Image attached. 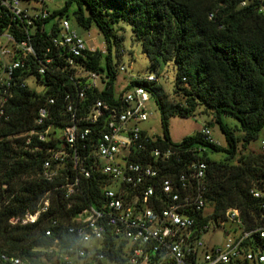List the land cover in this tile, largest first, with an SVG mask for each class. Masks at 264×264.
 Here are the masks:
<instances>
[{
  "label": "trees",
  "instance_id": "16d2710c",
  "mask_svg": "<svg viewBox=\"0 0 264 264\" xmlns=\"http://www.w3.org/2000/svg\"><path fill=\"white\" fill-rule=\"evenodd\" d=\"M242 1L65 0L59 9L47 7L48 17L29 34L0 6V34L7 32L16 41L29 39L35 48V55L29 56L20 70L22 79L31 75L41 84L40 89L29 86L11 89V97L5 104L9 121L0 124V264H8L1 260L2 254L18 256L33 264H56L44 250L72 244L67 227L72 225L73 217L87 205L98 202L100 190L94 178L83 181L89 189L71 199L54 191V184L43 178L47 150L54 144L28 135L47 128L48 124H36L42 108L49 110V123L61 128L71 120L68 104L74 106L78 118L98 100L116 103L114 65H118L120 57L116 55L114 62L111 48H122L118 33L123 24L130 27L134 40L140 43L152 71L163 63H171L175 69L172 91L177 100H172L161 85L142 83L150 91L160 115L163 139L157 138L155 146L199 145L212 153L224 154L221 159L210 158L206 151L184 155L185 161L204 160L208 164L203 198L210 215L200 217L201 220L224 219L227 210L237 209L248 228L260 224L257 201L249 191L264 178L261 170L264 156L246 150L264 131V12L258 2L241 7ZM70 16L86 31L94 25L107 48L105 55L86 53L87 62L80 60L108 80L104 90H88L83 99L78 96L82 84L69 78L64 69L65 56L51 42L58 35L59 21L69 20ZM52 20L55 21L47 31L46 24ZM41 67L44 72L39 74ZM50 99L54 104H48ZM200 107L212 114L224 135L225 147L204 140L200 132L184 137L178 144L170 141L169 119L177 115L187 117ZM224 118L234 119L237 124L230 126ZM100 129H92L91 135L98 136ZM240 149L246 152L241 154ZM45 195L50 198V208L36 224L10 223L13 218L35 213ZM53 220L58 221L57 227L52 228ZM49 228L53 229L51 237L44 234Z\"/></svg>",
  "mask_w": 264,
  "mask_h": 264
},
{
  "label": "built area",
  "instance_id": "2783aa9c",
  "mask_svg": "<svg viewBox=\"0 0 264 264\" xmlns=\"http://www.w3.org/2000/svg\"><path fill=\"white\" fill-rule=\"evenodd\" d=\"M51 1L0 0V6L29 34L48 17L47 4ZM253 1L264 12V0H244L240 6ZM31 2L40 8L30 7ZM58 28V35L51 42L65 56L64 69L69 78L82 84L79 98L83 99L88 90H104L108 81L104 74L87 68L80 60L87 62L86 53L105 55L106 45L103 51L88 48L66 18L59 21ZM115 52L120 58L125 55L122 48ZM33 55L35 48L29 39L16 41L7 32L0 34V124L9 121L5 104L11 89L41 88L34 76L21 77L20 70ZM114 68L117 73L128 70L121 61ZM43 72L41 67L38 73ZM159 82L156 71L132 75L119 92L115 91V104L98 100L78 118L74 106L68 104L71 120L61 128L49 123L48 108L39 110L36 124L48 126L28 136L54 144L47 150L43 178L54 184V191L63 192L65 199L88 190L90 186L83 181L92 178L100 190L98 202L84 207L67 227L73 243L54 245L44 252L56 264H264V178L249 191L257 201L260 224L248 228L237 209L227 210L224 219L209 218L203 222L201 218L210 215L203 198L208 164L204 160L185 161L184 155L195 151L199 155L207 149L199 145L155 146L157 138L139 126L148 121L147 104L153 99L142 83ZM182 82L186 86L185 78ZM48 104H54V100L50 99ZM96 127L101 129L98 136H93L91 132ZM199 132L204 140L217 144L208 125H203ZM258 153L264 156V139L260 140ZM179 164L182 166L177 169ZM261 170L264 174V165ZM50 204L45 195L35 213L13 218L10 223L36 224ZM227 221L234 228L225 229L223 224ZM51 226L57 227L58 221L53 220ZM52 228L45 230V236H53ZM215 228L222 229L223 240L217 245L205 244L201 236ZM1 260L8 264H33L8 254H2Z\"/></svg>",
  "mask_w": 264,
  "mask_h": 264
},
{
  "label": "rangeland",
  "instance_id": "374dc122",
  "mask_svg": "<svg viewBox=\"0 0 264 264\" xmlns=\"http://www.w3.org/2000/svg\"><path fill=\"white\" fill-rule=\"evenodd\" d=\"M64 2L65 0H53L47 4V7L50 10L59 9L63 6ZM30 7L40 8V5L36 2H31ZM54 21L55 20H52L46 24L47 31L50 30V27ZM69 22L71 26L78 31L81 37H83L88 48H98L102 51L104 50V38L100 31L94 25L88 31H86L83 28L79 27L78 24L71 18V16L69 18ZM118 36L122 37L120 46L125 50V55L122 56L119 60L126 66H128V70L125 72L119 71L117 73V79L115 83L116 92H119L122 89V87L125 85L126 80L130 76L146 75L150 72H153L151 70L147 57L142 52L140 43L134 40L130 27L123 24V30L118 33ZM1 39L4 40L2 37ZM112 48V59L115 62L117 60V56L114 47ZM156 72H158L160 75L159 85L163 87V89L167 92L168 96L172 100H177V96H175L172 91V89H174L173 83L175 79V69L173 68V65L171 63H163L159 66ZM30 85L32 84L30 83ZM147 108L150 114L148 117V121L146 123L140 124L139 126L146 129L150 136L163 139L160 115L153 99H151L147 104ZM223 120L230 126H235L237 124L236 120L231 118H224ZM208 123H210L209 127L211 130L212 139L220 146L225 147L226 145L224 135L220 130L218 124L214 123L212 114L203 111L202 107H200L199 110H196L194 113L188 115L187 117L178 115L171 117L168 122L169 139L172 143L178 144L184 137L199 132L201 130V127H203V125H207ZM261 139H264V131L260 133L259 138L256 141L250 143L246 151L258 153L260 151ZM246 151L240 149L241 154ZM207 152L209 157L213 159H221L224 156L223 153H212L209 150H207ZM223 226L225 229L234 228V225L228 221L224 222ZM223 236L224 234L222 232V229L215 228L210 230L208 233L203 234L201 236V240L207 245H217L223 240Z\"/></svg>",
  "mask_w": 264,
  "mask_h": 264
}]
</instances>
